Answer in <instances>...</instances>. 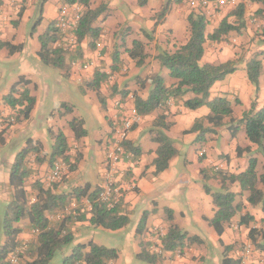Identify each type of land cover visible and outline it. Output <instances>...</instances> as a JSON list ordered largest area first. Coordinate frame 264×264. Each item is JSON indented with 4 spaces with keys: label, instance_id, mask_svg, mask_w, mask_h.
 <instances>
[{
    "label": "crops",
    "instance_id": "obj_1",
    "mask_svg": "<svg viewBox=\"0 0 264 264\" xmlns=\"http://www.w3.org/2000/svg\"><path fill=\"white\" fill-rule=\"evenodd\" d=\"M56 1L57 3L60 2V0ZM169 1L171 4L168 13L164 19L157 23L153 15L159 12L160 8L166 7ZM100 2L106 6V11L100 19V28L104 29L102 32L108 40L113 41L116 39L118 31L127 29L121 39L129 48L136 40L145 44L149 43L147 35H150L155 45L158 46L156 48L175 50L176 46L184 44L191 36L189 16L191 13L199 12L197 9L191 10L181 4H176L178 0H148L141 6L139 0H100ZM241 2L246 6L244 25H241L234 15L237 5H225L220 8L210 7L205 10L208 24L207 35L212 34L223 21L241 27L239 31L230 32L221 42L208 41L203 58L204 63L211 64L237 61L238 69L236 72L217 82L210 93L212 98L221 97L232 102L233 117L236 120L242 119L244 113L250 111L253 105H255L256 110L264 108V29L259 28L264 22V11H262L264 6L259 1L238 0V4ZM34 3L35 0H3L0 5V40L12 42L15 45L23 44L24 46L23 51L15 55H9L7 50H2L0 52L1 63L14 64L15 68H20L21 63L24 65L18 77H25L31 81L27 89L30 90L31 96L36 97L37 100L29 120H23L8 128L5 124H0V133L2 130H6L4 132L5 143L0 145V215L14 201L15 192L10 187V174L12 164L15 163L18 153L28 147L30 143L40 141L44 148L42 154H47L44 163L35 164L34 155H32L31 163H29L33 173L25 188L29 195H33V184L36 181L44 182L50 171L49 156L55 145L54 136L61 131L66 135L69 142L75 141L69 127L72 120H63L65 117L73 116L75 112L79 114V118L76 119L85 121L87 131V137L77 143L85 146L91 137L95 138L96 141L92 142L90 148L83 151L84 158L78 169L67 176L69 181L59 182V187L55 188L53 192L68 194L73 189L86 185L91 187V192L101 189L106 169V151L113 126L120 122L129 107L135 106L134 96L137 95L146 99L150 88L146 93L128 94L125 92L112 97L113 100L107 98L106 108H103L102 105L96 104L91 91L90 94L86 90H78L77 88L74 92L68 91V85L77 86L76 82L88 78L85 72L80 71L82 69L80 62L72 63L71 76L65 78L59 70L45 67L42 64L38 56L41 46L31 55L35 61L33 72L28 71L30 65L28 58L24 56L27 47L23 42L18 43L17 40L20 25L22 22L30 20L27 15H30L31 6ZM23 6H27V9L19 15V9ZM54 8L52 5L49 12H52ZM55 19L58 17H50L44 12L39 23L46 22L48 27ZM163 33L169 37L164 39ZM83 51L84 58L93 56V52L86 49ZM18 55L19 59L15 60L14 58ZM100 55L106 56L109 64V54L105 55V49ZM155 56L156 54L154 58ZM255 58L260 60L263 66L258 89L250 81L247 72L248 63ZM155 62L157 61L154 60L151 66L152 71L150 68L146 74L151 72L161 74L166 85L172 86L175 81L169 77V71L162 68L159 62ZM110 64L112 65V63ZM145 67L137 68L138 73H144ZM32 73L39 75L42 79L41 84H38L36 79L31 76ZM16 79L15 75L11 76L13 83L10 88L0 91V103L10 93L11 87L17 82ZM52 83L55 86L52 90L60 85V87L65 88L64 90L68 94V101H63L69 104L71 108L67 112V116L62 113L57 116L52 111L53 106L51 105H54L55 111L63 109V105H58V103L63 102H53L47 105L48 108L44 111L42 103L36 95V93H40L42 85L46 93H49V85ZM129 90L131 89L129 88ZM76 94H82L81 97L84 98L85 102L80 103ZM103 94L106 93L103 91ZM71 96L74 98L76 108L72 107ZM191 97L189 94L186 99ZM81 108L88 110L86 115L79 112ZM163 113L168 116V121L173 124L166 134L174 140L178 153L170 160L169 168L156 175L152 161L157 157L158 144L153 141V137H155L153 124L158 116ZM209 113L210 110L206 106L190 111L183 106L182 102L170 101L165 110L159 109L151 115L142 117L140 124L134 127L128 139L131 146L140 151V155L135 156L133 152L127 151V156L120 162L115 174L117 185L121 190L117 211L120 216L129 218V224L116 231L96 227L91 223V203L89 200L87 198L82 199L81 202L74 200L68 208L71 210L70 212L65 213L66 210H64L49 215L50 222L56 224L72 212L75 216H79L78 210L87 214L86 220L69 225L68 229L74 236V243L68 247L69 251L66 253L63 251L57 260L60 262L65 256H69L77 244L94 242L99 246L118 250L119 258L113 264H151L137 259V256L146 246L151 254L158 255V261L154 264H222L226 258L239 260L244 247L250 244L254 249L250 264H264V253L257 251L249 239L251 227H262L264 214L260 206L252 207L247 202V193L238 198V202L241 201L244 204L243 209L232 219L230 224L226 225L222 236H219L212 227H209V223L206 221V219H211L214 216L215 208L211 196L205 192V185L210 187L212 191L221 189L216 171L232 175L240 174L247 169L248 159L256 157L258 176L264 178V154L259 153L258 147L250 143L243 128L233 138L228 130V124H226L217 130V134H207L204 142L196 140L198 137L196 133L185 134L192 128L196 120L207 117ZM14 114L15 111L9 106L1 104L0 118L2 116H14ZM43 115L45 117L42 119ZM106 125L109 127L107 135L110 137L108 140L101 135ZM191 145L194 147L193 159L188 157V148ZM248 147L251 148L250 153L243 152L241 156L238 155V148L246 149ZM102 148L104 149L103 152ZM88 156H92V161L87 164ZM86 164L88 169L84 168ZM199 182L203 187L199 186ZM133 186L135 188L132 190L130 187ZM258 187L264 190V184H259ZM238 189V184L232 186L233 191ZM189 194L198 196L202 200V211L195 210ZM180 202L183 207H180L182 206L179 204ZM168 211L173 215L172 222L168 220ZM246 214L253 216L254 222L248 226L239 225L241 217ZM142 221H145V227H143V232L139 234L138 227ZM170 225L178 227L179 230L188 233L189 236L199 237L200 241L195 243L184 241L182 252L181 250H164L162 239L168 233ZM21 227L23 232L19 236V241L21 244L29 245L35 238L34 230L31 229L28 221H23ZM2 241H5L4 236ZM227 247L229 249H226Z\"/></svg>",
    "mask_w": 264,
    "mask_h": 264
},
{
    "label": "trees",
    "instance_id": "obj_2",
    "mask_svg": "<svg viewBox=\"0 0 264 264\" xmlns=\"http://www.w3.org/2000/svg\"><path fill=\"white\" fill-rule=\"evenodd\" d=\"M92 1L66 0V3L68 5L78 4L83 7V15L79 21L78 30L74 33L79 42L89 39L94 49L97 41L103 35L102 29L96 25V22L105 13L106 6L91 8ZM140 1L141 5H144V2ZM251 1L262 2L264 6V0ZM2 2L3 0H0V5ZM170 4V1L166 4L165 11L160 15L161 18L168 13ZM245 9V4L241 2L234 10V15L241 25L245 23ZM188 22L189 31L191 32L190 38L184 44L176 46L173 51L157 48V54L154 58L162 68L169 71V77L175 83L172 86H167L161 74L156 73L149 76L146 79L147 81H144V85L141 86L142 90L150 87L147 98L134 96L136 110L140 116L145 117L159 109L165 110L170 101L182 102L183 106L190 111L206 106L210 110L209 115L203 119L196 120L192 128L186 131L185 134L196 133L198 134L196 140L204 142L207 134H217L218 129L228 124V130L233 138L243 128L250 143L258 147L259 153L264 154V108L256 110L255 105H253L250 111L244 113L242 119L236 120L233 117L231 101L226 98H212L210 96L212 87L217 82L236 72L238 69L237 61H228L220 64L203 62L208 41L221 42L226 35L230 32L239 31L241 27H236L227 21H223L212 34L207 35V17L203 9H200L199 12L191 13ZM56 23L51 22L46 31L43 32L44 34L40 36L41 48L38 56L45 67L57 69L61 73L63 72V77L67 78L72 65L70 62L77 59L78 55L69 52L70 43L68 44V40H65L68 34L63 33ZM147 37L148 39L151 38L150 35H147ZM123 44H125V41ZM123 46L128 57L135 62L136 67L142 68L146 65L148 55L145 43L136 40L132 43L131 48ZM23 48V44L15 45L12 42L0 40V52L5 49L9 55H15L22 52ZM112 59L111 72L114 74L122 70L123 61L119 50L113 52ZM262 71V62L257 58L251 60L247 65L249 79L256 89L259 88V79ZM109 78V75L96 71L92 80L86 83L87 88L95 92L96 98H98L103 108H106V98L103 95L102 84ZM29 84H31V81L21 77L11 87L10 93L2 99L0 106L4 104L15 111L14 116H2L0 118V124H5L6 128L30 119L37 100L35 99L36 97L31 96L30 90L27 89ZM189 94L192 97L186 99ZM58 105H63L67 111L71 110L66 102L58 103ZM172 126L173 124L168 121V116L165 113L159 115L153 124V133L155 134L153 141L158 144L157 157L152 161L156 175L166 171L170 166V160L178 153L174 140L166 134ZM69 127L76 142L80 143L83 138L87 137L83 119H73L69 123ZM5 131L2 130L0 133V145L5 143ZM111 137H113V130ZM54 138L55 145L49 156L51 169L58 159H64V161L69 162L70 170L75 172L77 164L70 162L71 157L68 155L70 143L68 138L61 131ZM124 146L126 152H133L135 156L140 155V151L132 147L129 141H126ZM43 149V144L40 141L32 142L18 153L15 163L12 164L10 187L14 189L15 194L14 201L0 215V264H10V256L21 246L19 236L23 232L21 227L23 221H28L31 229L34 231L38 230L39 234L34 235L35 238L27 245L25 252L20 255L19 264H113L119 258L118 250L99 246L94 242L77 244L69 256H65L60 262L57 260L60 257L57 256L58 253L74 243V236L68 229L69 225L86 220L87 214L78 210L79 216H75L74 212H72L56 224L50 222L49 215L64 211L70 207L74 200L77 202H81L85 198L89 200L91 203V223L96 227L116 231L126 227L130 221L128 217L118 214L117 206L119 201L114 208H109L106 203L99 200L101 189L91 192L89 185L75 188L68 194L63 192L54 193L53 190L59 187V182L48 184L46 176L44 182L36 181L33 184L34 194L29 195L25 188L33 173L29 163H31L32 155L35 156V164L44 163L47 154H42ZM243 152L250 153L251 148H238L239 156ZM248 160L247 169L240 174L232 175L216 171L221 184L219 191H212L210 187L205 185V192L211 196L215 208L214 216L211 219H206V221L209 223V227H212L219 236H222L225 232L226 225L230 224L232 219L242 211L244 204L241 201L238 202V198L244 196L245 193L248 194L247 202L252 207L260 206L264 214V190L258 187L259 184H264V178L258 176V160L256 157H251ZM68 175L69 171L66 176ZM235 184L239 185L237 191L232 190V186ZM168 220L173 221V215L170 211H168ZM254 220L253 216L246 214L241 217L239 225L248 226ZM262 222L261 228L251 227L249 239L257 251L264 253V220ZM143 227H145V221H142L138 227L139 234L143 232ZM2 234L5 237V241H2ZM184 241L195 243L200 241V238L189 236L188 233L182 232L178 227L170 225L168 233L162 239V245L164 250H181L182 252ZM226 249H229V247ZM157 256L151 254L146 246L137 256V259L154 264L158 261ZM239 263L240 259L234 260L231 258H226L222 262V264Z\"/></svg>",
    "mask_w": 264,
    "mask_h": 264
},
{
    "label": "rangeland",
    "instance_id": "obj_3",
    "mask_svg": "<svg viewBox=\"0 0 264 264\" xmlns=\"http://www.w3.org/2000/svg\"><path fill=\"white\" fill-rule=\"evenodd\" d=\"M93 1L91 2V8H99V7L104 6L102 4L103 2H100V0H95V2H93ZM142 1L145 4L146 1H148V0H142ZM156 1H158V0H156ZM164 1H166V0H164ZM139 4L141 6V1L140 0H139ZM176 4H181V5L185 6V7L193 10L190 6H188L186 3H184L183 0H178V3H176ZM52 5L55 8L53 9L52 12H49ZM64 5H68V3H66V0H60V2H58V3H57L56 0H35V3L31 6L30 15L29 14L27 15V16L30 17L29 18L30 20L29 21H24V22L21 23L20 28H19V33H18L19 36H18L17 42L18 43H22L23 42L25 44V46L27 47L24 56L28 58V62H29V65H30L28 71L33 72V70H34L35 61H34V59L32 58L31 55L33 53H35V51L38 48H40V40H39L40 36H42L44 34L43 32H45L46 29H47L46 22L39 23V19L42 17V13L45 12V13L49 14L50 17H53V18L58 17L60 8L62 6H64ZM26 9H27V6H23L21 9H19L20 10L19 15L21 13H24L26 11ZM164 11H165V7L160 8V11L153 15L154 19L157 20V23H159L162 19H164V17L161 18V16H160L161 13H163ZM100 19H102V18L100 17L97 20V22H96V25H98V27H100V25H101ZM56 21H57V19H55V21H53V22H56ZM103 30L104 29H102V31ZM126 30L122 29L121 31H118V33H116V36L118 38L115 37L116 39H113V41L108 40L107 36L101 31L103 33L104 37H101L97 41L96 48H94V49L92 48L91 41L89 39H87V40H85L83 42H79L78 41L77 45H75L74 42H72V44H71V42H69V40L71 39L70 38L71 35H69L68 38L66 37L68 39L67 43L68 44L70 43V48H69L70 51L69 52L72 53V54L78 55L77 59L73 60L70 63L80 62V65L82 67V69H80V71L81 72H85V75H87L88 78L93 76L94 74H92V73H95L96 71H100L101 73H105L106 75H109L110 78L107 81L103 82V84H102V89H103L104 93H106V94H103V95H106V96H104L106 99L108 98V99L113 100L112 97L116 96L117 94H122V93H125V92H127L128 94L129 93H138V92H141V93L145 92L146 93V91H148V87L146 88V90H142L141 86L144 85L143 84L144 81H147L146 79L149 76H151L153 74H156L154 72H151L150 74H146V73L150 70V68H151V71H152V67L151 66H152V64H153V62L155 60L154 59V55L157 54V48L156 47H158V46L155 45L154 41L151 38L149 39V43L146 44L147 55H148V58H147V61H146V65H145L146 67L144 69V73L143 72H139L138 73V70H137L138 67H136L135 62L131 61V59L127 56V54L125 52V48L123 46L124 44H123L122 39H121V36L123 37V34L125 33ZM67 34L68 33H66V35ZM163 36L165 37L164 39L169 37L168 35H166V33H163ZM61 44L65 45L64 43H61ZM125 46L128 47L126 44H125ZM83 49H86L87 51L93 52V54H92L93 56H91L90 58L89 57L84 58ZM103 49H105V55L107 53L109 54V58H110L109 64H108V61L106 60V56H104V55L101 56L100 55V53H102ZM115 50H119V53L121 55V59L123 61V64H122V67H121L122 68L121 71H118V72L112 74V72H111V68H112V65H113L112 55H113V52ZM1 59H2V57L0 56V91H2L3 89L10 88V86L13 83V81L11 80V76L15 75V78H17L16 80L19 81L20 78L18 77L19 76L18 74H19V72L21 70H23L22 68L24 66L21 63L20 66H19L20 68H15L14 64L1 63ZM14 59L18 60L19 59V55L16 58H14ZM110 63H112V65ZM155 63H158V62H155ZM109 65H111V66H109ZM72 67H73V65H71V68ZM90 68H92V69H90ZM90 72H92V73L89 74ZM31 76L36 79V82H38V84L42 83V79L39 77V75L32 73ZM70 76H71V73L69 74V76L67 78H69ZM88 78H84L85 80H83V81L81 80L80 82H76L75 81L77 86L69 83L70 85H68V87H67L68 91L74 92V90L77 88L78 90L79 89L86 90V91H88V94H90L91 90H88L86 88L87 87L86 83L88 81L92 80V78H90V79H88ZM53 85H54V83H52V85H49V89H50L49 93H46L43 85H42V89H41L40 93H36L38 99L42 103L41 105L44 108V111H46V109L48 108L47 105H50L53 102L68 101L67 100L68 99V96H67L68 94H66V92L64 90L65 88H63L62 86L60 87V85H59V86H57L58 90H57V88L52 90V88L55 87ZM129 88L131 90H129ZM107 93H108V96H107ZM91 94L93 95V98L96 101V104L97 105H101V103L98 101V98H96L95 92L91 91ZM81 96H82V94H79V95L76 94V98L80 99V103H84L85 102L84 98H82ZM53 100H55V101H53ZM71 104L73 105L72 107L76 108L75 101H74L73 97H72V103ZM51 106H53L52 111L57 116L60 113L64 114V116L68 115L67 109L63 108V109H61L59 111H55L54 110V105H51ZM79 112L80 113L83 112L86 115L88 110L87 109L85 110L84 108L83 109L81 108V109H79ZM44 117L45 116L43 115L42 119ZM74 118L75 119L79 118V114H76V112H75L73 116L65 117V119H63V120L71 121ZM108 131H109V127H108V125H106L103 128V131H102V134H101L102 137L103 138H107V140L110 137V135H107ZM220 138H222V137L220 136ZM94 141H96L95 138L91 137V139H89L87 141V145H85V146H82L81 144H79V143H77L75 141L69 142L70 143L69 144L70 147H69V150H68V155L71 157L70 162L71 163L72 162L76 163L77 164V169H78V166L81 164V162H82V160L84 158L83 151L88 149V148H90L92 142H94ZM99 143L100 142L98 141V144ZM99 150L101 151V149H99ZM103 150L104 149L102 148V152H103ZM188 157L190 159H193V157H194V147H193V145H191L188 148ZM91 161H92V156H88L86 163L88 164V162H91ZM56 162H64V164L67 165V172L69 171V174L73 173L70 170L69 162L64 161V159H58ZM87 164L84 165V168H86V169H88ZM67 172L64 173V175L62 176V178H61V180L59 182H67V181H69L68 177L66 176ZM198 184H199V186L203 187L201 182H199ZM214 191H218V190L214 189ZM189 198H190V200L193 201L192 203H194L193 205H194L195 210L196 211H202V207H203L202 200L198 196H194L192 194H189ZM179 204L182 205L180 207H183V204L181 202ZM194 234H197V233H194ZM2 236H3V234H2ZM200 236H202V235H200ZM202 237H204V236H202ZM63 251H64V253L68 252L69 251L68 247L64 248L62 250V252ZM62 252L58 253L57 256H61Z\"/></svg>",
    "mask_w": 264,
    "mask_h": 264
},
{
    "label": "built area",
    "instance_id": "obj_4",
    "mask_svg": "<svg viewBox=\"0 0 264 264\" xmlns=\"http://www.w3.org/2000/svg\"><path fill=\"white\" fill-rule=\"evenodd\" d=\"M192 9H209L210 7L220 8L225 5L236 6L238 5V0H183ZM206 13V12H205ZM83 15V7L74 5H64L60 8L59 16L57 19V27L63 31V33H68L66 36L68 38L71 35L69 42H74L75 45L78 43V39L75 36V31L78 30L79 21ZM261 29H264V22L260 25ZM65 38V40H68ZM76 47V46H75ZM70 48V47H69ZM126 114L120 119V122L113 126V137L109 140L108 148L106 151V169L104 175V183L101 187V192L99 195V200L108 205L109 208H114L121 197L120 187L117 185L115 174L118 171V166L121 161L124 160L126 155L125 142L128 141L129 135L136 125H139L142 116L139 115L135 106L129 107ZM67 172V165L64 162H56L52 167L51 171L47 175V183L53 184L59 182ZM132 190L135 188L130 187ZM65 213L70 212V209H65ZM34 235H38L39 231L33 232ZM26 243L21 244L20 247L10 256V264H19L20 255L23 254L27 248ZM254 252L253 247L247 244L244 247L243 254L240 258L239 264H250L252 254Z\"/></svg>",
    "mask_w": 264,
    "mask_h": 264
}]
</instances>
